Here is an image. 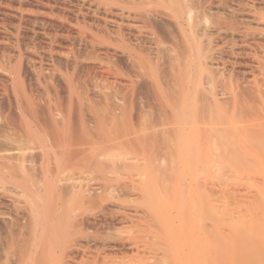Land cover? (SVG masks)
I'll return each instance as SVG.
<instances>
[{"label":"bare ground","instance_id":"1","mask_svg":"<svg viewBox=\"0 0 264 264\" xmlns=\"http://www.w3.org/2000/svg\"><path fill=\"white\" fill-rule=\"evenodd\" d=\"M0 82V264H219L264 0H0Z\"/></svg>","mask_w":264,"mask_h":264},{"label":"rangeland","instance_id":"2","mask_svg":"<svg viewBox=\"0 0 264 264\" xmlns=\"http://www.w3.org/2000/svg\"><path fill=\"white\" fill-rule=\"evenodd\" d=\"M3 83L0 82V88L5 87ZM249 114L233 119L238 121H232L236 127L232 122L229 125L235 128V135L230 136L233 141L227 135L220 145L217 167L219 264H264V122H261L264 113H261L263 116ZM247 121L250 127H246ZM237 127L241 129L236 130ZM246 129L251 130L244 136Z\"/></svg>","mask_w":264,"mask_h":264}]
</instances>
